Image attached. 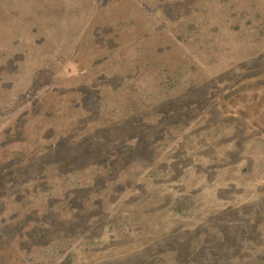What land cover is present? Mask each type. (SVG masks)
Masks as SVG:
<instances>
[{
	"label": "rangeland",
	"instance_id": "1",
	"mask_svg": "<svg viewBox=\"0 0 264 264\" xmlns=\"http://www.w3.org/2000/svg\"><path fill=\"white\" fill-rule=\"evenodd\" d=\"M0 1V264H264V0Z\"/></svg>",
	"mask_w": 264,
	"mask_h": 264
},
{
	"label": "crops",
	"instance_id": "2",
	"mask_svg": "<svg viewBox=\"0 0 264 264\" xmlns=\"http://www.w3.org/2000/svg\"><path fill=\"white\" fill-rule=\"evenodd\" d=\"M0 3H1V1H0ZM2 3H3V4H2L3 9L7 12V14H9L10 11L8 10L9 8H8L6 2H5V1H2Z\"/></svg>",
	"mask_w": 264,
	"mask_h": 264
}]
</instances>
